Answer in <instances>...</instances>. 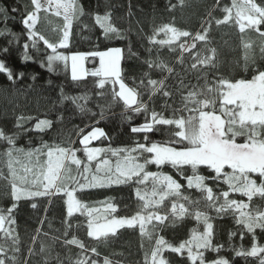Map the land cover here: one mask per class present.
<instances>
[{
	"label": "snow or ice",
	"instance_id": "6c2138e0",
	"mask_svg": "<svg viewBox=\"0 0 264 264\" xmlns=\"http://www.w3.org/2000/svg\"><path fill=\"white\" fill-rule=\"evenodd\" d=\"M180 4L183 6L184 0H180ZM30 5V11L25 6V17L22 19L27 39L31 41V44H23V60H32L28 49L39 51L42 41L45 48L51 51L46 56L48 71L54 72L57 68L70 70L73 82L94 78L92 83L99 89L95 107L99 111H93L88 106L92 99L90 93L71 96L61 89L60 103L71 102L82 117L94 118V123L89 122L84 128L75 126L82 149L71 146L75 142L70 136L67 147L55 142L50 144L42 138L39 147L18 146L17 139L21 135L31 131L46 133L54 130V121L48 118L21 115L15 124L18 131L9 134L0 128V180L8 185L7 195L12 201L10 207L0 208V239L10 241V250L14 253L8 256L9 247L0 244V264H8L9 261L19 264L15 253L21 251V241L13 215L19 202L58 195L67 197L62 243L80 250L75 260L68 257L70 264H121L108 256L101 259L98 247L85 244L74 234L69 235L74 227L81 226L69 222L76 213L86 218V235L97 244L106 245L111 239L118 238L120 229L138 228L141 248H144V241L149 245L144 251L143 264H171L165 256L166 252L177 254L190 264H232L220 255L224 245L213 242V221L231 216L235 224L241 226L238 230L240 240L243 241L247 233L251 235L252 244L250 248H245L243 244L237 248L230 242L228 250L234 252V257L243 258L245 264H264V244L257 234L258 230L264 234V66L258 63L264 61V0H231L230 6H221L220 0H216L208 12V19L201 21V30L195 33L172 23L153 28L151 35L145 37L149 44L145 51L149 57L142 63L147 70L141 73L139 82L132 77L131 86L126 82L122 67L126 58H138V53L133 52L131 46L127 49V57L121 47L70 54L59 51L70 48L74 24L85 15L94 19V24L102 30L106 40H127L130 29L122 30L116 26L112 11L106 9L103 14L86 12L80 0H30ZM217 7L223 13L222 18L212 15ZM11 11L18 10L12 8ZM0 15L6 21L8 9L0 8ZM51 17L62 20V24L52 28L54 33L60 34L55 42L46 38L38 27L44 23L52 24ZM213 24L217 27H238L242 63L240 60L233 63L245 75L237 78L218 71L224 59L213 46L210 35ZM161 33L165 38L157 39ZM252 33L256 35V40L250 38ZM0 36H11L10 43H19V34L7 28L0 30ZM165 47L171 53H178L177 63L181 65L185 63V54L188 55L191 63L185 72L191 70L197 73L196 84H186L185 77L160 58V52ZM0 51L7 53L8 48ZM86 62L94 67H86ZM44 66L42 62L41 67ZM153 71L167 75L153 79ZM0 73L6 74L12 83L16 82L17 74L2 60ZM18 76L22 78L24 73L20 72ZM169 76L178 78L181 106L173 107L165 100L163 109L171 110V115L165 116L149 105H154L153 97L157 95L165 98L173 95L165 83ZM117 104H122L121 120L129 123L132 133H142L144 143L135 141L132 147H90L93 141H110L108 133L96 125L109 114L115 115L113 108ZM140 114L144 115L145 122L131 126L134 116ZM33 119L36 123L32 127H24ZM57 120L62 123L63 115L58 114ZM86 128L90 130L86 131ZM151 133H162L165 139L152 140ZM78 151H82L86 159L78 157ZM150 165L158 170H149ZM165 165L171 166L186 184L163 172L161 169ZM201 169H206L210 175H203ZM209 182L217 187L226 185L227 189H221L217 194ZM122 185L132 186L139 202L137 211L131 216L114 215L118 206L112 202V197L94 205L77 197L78 192ZM192 189L199 196L193 197L186 191ZM233 194L246 200L237 199ZM31 207L35 209L37 204L33 202ZM210 212H214L215 216ZM186 219L196 221V226L191 228L190 238L178 245L160 234L166 228L183 224ZM236 235V231L230 232V241ZM36 239V236L32 237L33 245ZM60 239L59 236L52 237L53 242ZM45 251L46 246L41 243L40 252ZM207 253L216 255L208 258ZM33 254L34 248L30 247L28 257ZM249 258L255 259L249 261ZM54 259L57 264H64L58 253ZM23 264H28V258ZM45 264H48L47 259Z\"/></svg>",
	"mask_w": 264,
	"mask_h": 264
},
{
	"label": "trees",
	"instance_id": "16d2710c",
	"mask_svg": "<svg viewBox=\"0 0 264 264\" xmlns=\"http://www.w3.org/2000/svg\"><path fill=\"white\" fill-rule=\"evenodd\" d=\"M259 2V0H258ZM85 7L86 12H99L103 14L106 9L112 11L113 22L122 30H128L127 40H106L102 34V30L94 24V19L85 15L81 17L79 23L74 24L72 30V36L70 38V48L61 49L60 51L66 54L74 52H89L95 50H106L109 47H121L125 49V55L127 57V49L131 46L132 51L138 53L137 57L126 58L122 67L125 69V75L127 77L126 82L131 86L133 84L132 77H139L143 71L147 70V66L142 63L144 59L149 57V54L145 51L149 44L145 37L151 35L153 28L159 27L163 24L172 23L174 26L191 31L193 33L201 30V21L208 19V12L212 10V6L216 4V0H184L183 6L180 4V0H80ZM231 0H220V5H229ZM171 5H176L172 8ZM25 6L28 10H31L30 0H0V8H7L8 15L5 21L3 15H0V30L7 28L13 33L19 34V43H10L11 36H0V50L8 48V52L4 53L0 51V60L10 67L14 73L17 74L16 82L12 83L7 79L6 74L0 73V128H3L5 132L11 134L16 129V119L18 116H30L38 117L40 119L48 118L54 121V130H50L46 133H39L31 131L25 135L19 136L17 139L18 146L25 148L39 147L41 138L48 141L50 144L55 142L61 146H68V138L74 141L71 146L74 148H82L79 143V138L75 132V126L79 125L84 128L89 122L94 123V118L82 117L76 110L75 106L71 102L60 103L61 89L64 93L71 96L81 95L85 92L91 94V101H89V107L93 111H99L95 107L97 100L96 92L99 91L92 83L94 78L89 77L87 81L73 82L69 71H64L62 68H57L56 71L50 72L47 69L46 56L51 54L50 50H47L41 41L39 44V51L29 48L28 54L32 56V60L25 62L23 56L25 50L23 48L24 43L31 44V41L27 39L26 29L22 24V19L25 17ZM16 8L18 11L12 12L11 9ZM43 15V14H42ZM212 15L216 18H222L223 13L220 8H215L212 11ZM52 24L44 23L38 26L41 33L45 35L50 41H57L60 38V34L54 33L52 28L57 24H62V20L51 17ZM88 25L87 28L83 25ZM143 30L142 32L140 30ZM213 39V46L217 47L218 51L222 54L224 63L218 71L224 75H233L237 78L245 75L239 67H236L234 61L241 60L242 49L240 47V36L238 27L229 25L216 26L213 24L212 32L210 33ZM163 33L157 37V39H164ZM246 38H248L246 36ZM251 39L256 40L254 33L250 36ZM184 39V38H182ZM227 41V44H225ZM159 47V46H156ZM199 47V45H198ZM258 54V50H257ZM155 56V50L152 53ZM160 58L166 63L174 67L177 72H180L185 77V83L196 84L197 73L189 70L185 72V69L190 65L191 60L188 55L185 54V63L183 65L177 63L178 53H171L167 47L163 48L160 52ZM44 63V67H41V63ZM261 66H264V61H258ZM88 68L94 67L93 64L87 63ZM24 73L22 78H19L18 74ZM167 73H160L158 71L152 72L153 79H161ZM35 77V79H33ZM211 79V74H210ZM178 78L175 76H169L165 83L169 86L168 90L173 93L170 98H165L161 95L153 97L154 105L150 104V107H155L158 112H163L165 116L171 115V110H164L163 104L165 100L173 107L181 106V92L177 86ZM202 84L203 81L201 80ZM108 86H106L107 88ZM143 92L144 90L141 89ZM187 90H184L186 94ZM147 100V95L144 97ZM115 115L109 114L105 120L100 122L99 127H102L111 138L108 140H100L92 143L94 147H132L135 141L144 143L142 140V133H132L130 131V125L127 122L121 120L122 104H117L113 108ZM63 115V122L57 120V115ZM145 122L144 115L140 114L134 116L131 126H139ZM36 123L33 119L26 123L24 127L30 128ZM57 130H62L58 133ZM90 130L86 128V131ZM152 140L161 141L165 139L162 133L149 134ZM81 159H86L83 153L79 154ZM2 167V165H0ZM149 170L157 171L158 169L154 165L149 166ZM167 174L173 175L174 178L180 180L182 184H186V181L181 180L177 176L175 170L171 166L165 165L161 169ZM6 171V169H5ZM201 172L205 176H209L210 173L206 169H201ZM190 174V173H188ZM210 186H213L214 192L217 194L221 189L226 190V185L215 186L213 182H209ZM9 191L8 185L5 181L0 180V208H8L11 206V198L7 195ZM191 193L193 197L199 196V193L194 189L186 190ZM237 199H245L239 197L238 194H233ZM77 197L82 199L85 203L90 205L96 204L98 201L106 200L109 197L114 198L113 203L118 206V212L114 215L117 216H131L137 211L138 200L135 196V191L132 186H113L111 188L104 189H91L85 192H78ZM66 196H53V197H37L34 200H21L19 207L15 209L13 215L16 219V229L20 237V249L17 255L19 264H23L25 258H28V264H45V260H48V264H57L54 257L59 254L64 264H70L69 256L73 260L77 258L79 249L75 246H64L63 231L64 223L67 216V206L65 200ZM35 202L37 207L33 209L31 204ZM254 201L253 203H256ZM167 203V202H166ZM215 216L214 212L209 213ZM43 222V223H42ZM71 223H79V228H73L69 235H76L79 239L83 240L85 244L89 246H96L101 253V259L103 256H108L110 259L120 261L121 264H143L144 251L149 248L148 242L144 241V248H141V237L139 235L138 228L136 229H120L118 238L111 239L108 244H97L92 238L86 235V218L76 213L70 218ZM214 223V243L224 245V249L221 250L220 255L232 261V264H245L243 258L234 257V252L228 250L229 243L231 242L237 248L243 244L245 248H250L252 244L251 235L245 233L244 240L239 238V229L241 226L235 224L234 219L231 216H227L224 219H215ZM51 225V227H49ZM196 226V221L192 219H186L185 222L177 227L166 228L160 234L165 237L166 240L174 245H178L185 239L190 238L191 228ZM236 231L237 235L231 238L229 233ZM39 232V235L37 233ZM48 233L47 236L44 233ZM257 234L261 237V243L264 244V234H260L259 230ZM36 236V243L33 245L32 237ZM59 236L60 240L53 242L52 237ZM43 243L46 246V251L41 253L40 246ZM0 244H5L9 247L8 256H12L14 253L10 250V241L5 242L0 239ZM30 247L34 248V254L29 258L28 250ZM113 253H122V255H113ZM91 255V253H89ZM208 258H214L215 253H207ZM166 258H168L171 264H190L185 258L178 256L177 254L166 252ZM255 258H249V261H253ZM8 264H11L9 261Z\"/></svg>",
	"mask_w": 264,
	"mask_h": 264
},
{
	"label": "rangeland",
	"instance_id": "374dc122",
	"mask_svg": "<svg viewBox=\"0 0 264 264\" xmlns=\"http://www.w3.org/2000/svg\"><path fill=\"white\" fill-rule=\"evenodd\" d=\"M60 50H61V49H60ZM60 50H59V51H60ZM86 67H87V62H86ZM68 71H69V73H70V70H68ZM70 75H71V74H70ZM94 142H96V141H93V143H94ZM81 146H82V145H81ZM82 147H83V146H82ZM90 147H94V146H92V144H91ZM79 149H82V148H79ZM80 153H83V152H82V151H78V152H77V156H78V157L80 156V155H79Z\"/></svg>",
	"mask_w": 264,
	"mask_h": 264
}]
</instances>
